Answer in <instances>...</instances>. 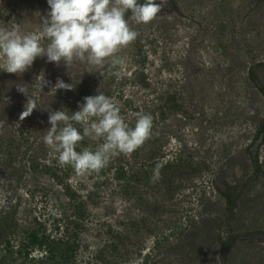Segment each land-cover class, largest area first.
I'll list each match as a JSON object with an SVG mask.
<instances>
[{
  "label": "rangeland",
  "instance_id": "1",
  "mask_svg": "<svg viewBox=\"0 0 264 264\" xmlns=\"http://www.w3.org/2000/svg\"><path fill=\"white\" fill-rule=\"evenodd\" d=\"M173 3L148 24L130 16L137 38L102 67L44 56L22 74L0 70V264H264V238L248 236L264 232V135L253 147L264 94L252 78L264 85V0ZM49 11L48 0H0V27L42 35ZM59 79L74 88L55 90ZM100 93L129 127L138 115L153 127L131 154L80 175L43 142L49 112L71 115Z\"/></svg>",
  "mask_w": 264,
  "mask_h": 264
},
{
  "label": "clouds",
  "instance_id": "2",
  "mask_svg": "<svg viewBox=\"0 0 264 264\" xmlns=\"http://www.w3.org/2000/svg\"><path fill=\"white\" fill-rule=\"evenodd\" d=\"M50 11L42 17L43 34L22 33L19 24L10 28L0 27V70L22 74L37 57L47 56L48 62L59 66L61 61L70 68L74 61L102 67L121 48L127 47L138 36L129 27L124 14L131 9V19L136 24L153 21L168 0H48ZM49 43L41 45L42 39ZM46 81L40 82L42 88ZM33 87H36L33 84ZM73 84L57 81L56 89L72 90ZM17 90L29 95L26 84L17 85ZM37 106L32 97L28 99L20 119L29 116ZM95 118V119H93ZM50 128L43 142L58 153L61 167L71 166L77 174L100 172L113 156L131 154L150 137L153 122L150 115H138L135 127H129L120 115L119 107L111 98L100 93L84 97L80 110L49 112ZM73 122L83 128L81 133ZM63 124V127L59 125ZM89 137L103 140L96 151L85 148L77 151L78 144ZM157 179L154 175L153 182ZM42 258V257H36Z\"/></svg>",
  "mask_w": 264,
  "mask_h": 264
},
{
  "label": "water",
  "instance_id": "3",
  "mask_svg": "<svg viewBox=\"0 0 264 264\" xmlns=\"http://www.w3.org/2000/svg\"><path fill=\"white\" fill-rule=\"evenodd\" d=\"M144 2H145V0H137V3H139V4H143ZM156 2H157V3H160L161 0H156ZM168 3L172 4L173 6H175V4L173 3V0H168ZM173 9H175V8H173ZM130 16H132V11H131V9H129V10H127V11L125 12V14H124V18H125V20H128ZM262 136H263V135H261V137H259V140H257V141L254 143V146H253L254 148H256V147L258 146L259 142H260L261 139H262ZM254 154H255V153H254ZM248 236H254V237H257V238H264V232H263V231L252 232V233L249 234Z\"/></svg>",
  "mask_w": 264,
  "mask_h": 264
},
{
  "label": "trees",
  "instance_id": "4",
  "mask_svg": "<svg viewBox=\"0 0 264 264\" xmlns=\"http://www.w3.org/2000/svg\"><path fill=\"white\" fill-rule=\"evenodd\" d=\"M252 78L256 81V83L259 86L260 91L264 94V85L259 84V82L257 81V78L254 74H252ZM264 132V122L263 124L260 126L259 130H258V136ZM228 198H230V196H228Z\"/></svg>",
  "mask_w": 264,
  "mask_h": 264
},
{
  "label": "flooded vegetation",
  "instance_id": "5",
  "mask_svg": "<svg viewBox=\"0 0 264 264\" xmlns=\"http://www.w3.org/2000/svg\"><path fill=\"white\" fill-rule=\"evenodd\" d=\"M261 135H264V132L263 133H261L260 135H259V137H261ZM263 137V136H262ZM255 153V154H254ZM252 154H253V158L256 160V152L255 151H253L252 152Z\"/></svg>",
  "mask_w": 264,
  "mask_h": 264
}]
</instances>
